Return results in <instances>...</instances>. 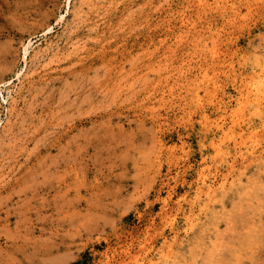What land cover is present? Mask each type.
I'll return each instance as SVG.
<instances>
[{
  "label": "rangeland",
  "instance_id": "obj_1",
  "mask_svg": "<svg viewBox=\"0 0 264 264\" xmlns=\"http://www.w3.org/2000/svg\"><path fill=\"white\" fill-rule=\"evenodd\" d=\"M259 66L264 0H0V264H264V170L211 145L264 152Z\"/></svg>",
  "mask_w": 264,
  "mask_h": 264
},
{
  "label": "bare ground",
  "instance_id": "obj_2",
  "mask_svg": "<svg viewBox=\"0 0 264 264\" xmlns=\"http://www.w3.org/2000/svg\"><path fill=\"white\" fill-rule=\"evenodd\" d=\"M257 70L258 72L254 70L252 72L253 74L247 79L248 85L246 86V89L243 92V94L240 93V98L238 100L239 107L237 109L238 113L250 107L251 109L255 111V113L258 114L260 113V110H261L260 107L264 105V66H259ZM195 99L196 100L194 101V103L196 105L201 104V97L199 96V94L196 93ZM220 104L221 103L217 104L215 108L222 110V108L220 107ZM203 114L204 112H201V115ZM222 115L223 114H221L220 116ZM202 117L204 118V120L207 119L205 115H203ZM222 121H223V118H221V121L219 123L217 121L215 122L216 129L220 130L221 131L220 134L222 135L217 141L211 142V145H213V148L215 151V155L219 157L224 156L225 158L230 148H233V155L240 157L242 160H246L247 158H249V156L256 155V158L254 160L257 162V168L264 170V152L261 151L258 147L260 143L254 140L253 143L248 145L242 141L238 143H236L235 141L232 147H230L229 142L226 141L229 135V132H225L223 130L221 126ZM232 124H233L232 126L233 128L234 126L237 125V121L235 120L232 121ZM213 135L215 134L213 133ZM242 144L245 145L244 148L242 147ZM230 168L231 169L233 168L232 164L230 165ZM238 181H240L239 184L241 185V180H238ZM249 182L250 180L247 179L246 184L242 186V192H241L242 200L251 199L252 189H251V185L249 184ZM226 183H227V180L222 179L221 183L216 187L217 183L215 184L214 181L208 178V174H206V171H202L200 173V184L201 185L199 187V192H198V195H196V197L197 199H200L201 196H205V200H203V204L200 205L199 210H198L199 212L205 211L211 206H216L224 198L223 196L227 192V189L225 186ZM233 187H234V182L229 185V189ZM254 218H255L254 215H249L245 219V222L243 225L244 234L250 233L257 229L256 222L253 220ZM191 227L192 226H190V229ZM217 230L218 229H215L213 230V232H216ZM245 245L249 250H252L253 243L248 242ZM197 249H198V245L195 246L193 250L195 251ZM199 250L200 248L198 249V251ZM172 251H173V247L169 249L168 253L163 256L164 262L168 264H185L183 261L178 260V258L174 256ZM244 254H245L244 250L240 249L234 255L233 264H253L251 261H248V260L246 261ZM249 255L252 258L255 257L253 251H251Z\"/></svg>",
  "mask_w": 264,
  "mask_h": 264
}]
</instances>
